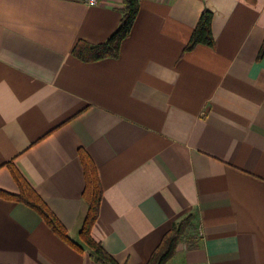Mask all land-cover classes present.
Wrapping results in <instances>:
<instances>
[{"label": "crops", "instance_id": "crops-1", "mask_svg": "<svg viewBox=\"0 0 264 264\" xmlns=\"http://www.w3.org/2000/svg\"><path fill=\"white\" fill-rule=\"evenodd\" d=\"M123 0H0V190L16 174L65 227L0 197V264H98L82 152L103 188L92 237L119 264H148L189 214L197 247L168 264H264V0H139L119 57L85 63ZM215 46L184 53L204 11Z\"/></svg>", "mask_w": 264, "mask_h": 264}, {"label": "trees", "instance_id": "trees-1", "mask_svg": "<svg viewBox=\"0 0 264 264\" xmlns=\"http://www.w3.org/2000/svg\"><path fill=\"white\" fill-rule=\"evenodd\" d=\"M139 13V0H123L122 19L116 32L105 42L91 45L85 41H79L73 50V55L85 63H94L105 59L119 57L122 42L130 35ZM214 15L206 10L193 31L184 53L193 51L199 45L215 46L212 32ZM264 57V43L258 55V60ZM82 161L85 171L86 187L84 200L88 205L87 217L80 231V238L85 248L92 252V256L98 264H119L103 247L92 237V229L98 220L100 206L103 197V188L97 169L93 162L82 152ZM16 179L22 190L20 195H13L0 190V197L7 200L22 202L34 209L47 223V225L62 240L73 245L77 250L83 251V247L72 244L67 230L51 212L42 199L30 188V186L16 174ZM195 217L192 214L175 223L172 229L164 236L158 248L152 254L148 264H168L174 257L178 245L182 242L190 248L197 247L198 234Z\"/></svg>", "mask_w": 264, "mask_h": 264}, {"label": "built area", "instance_id": "built-area-1", "mask_svg": "<svg viewBox=\"0 0 264 264\" xmlns=\"http://www.w3.org/2000/svg\"><path fill=\"white\" fill-rule=\"evenodd\" d=\"M82 2L87 6H97L99 4V0H82Z\"/></svg>", "mask_w": 264, "mask_h": 264}]
</instances>
